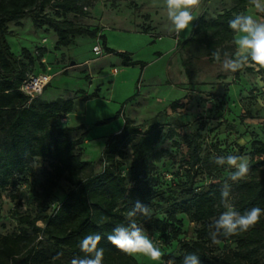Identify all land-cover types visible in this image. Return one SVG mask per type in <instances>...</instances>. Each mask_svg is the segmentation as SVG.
Wrapping results in <instances>:
<instances>
[{
    "label": "trees",
    "instance_id": "16d2710c",
    "mask_svg": "<svg viewBox=\"0 0 264 264\" xmlns=\"http://www.w3.org/2000/svg\"><path fill=\"white\" fill-rule=\"evenodd\" d=\"M95 1L0 0V190H5L21 176L27 180L31 175L30 162L34 158L50 162L44 179L33 190L34 215L19 217L20 223L26 224L30 230L22 228L19 232L0 236V264H70L73 257L84 255L79 248L80 239L85 234L96 232L103 237L100 243V247L105 249L103 264H145L116 249L106 237L113 227L128 222L133 202L140 200L152 206L155 145L171 137L168 133L170 129L165 132L159 122H151L141 128L132 119L123 116L121 129L110 133L105 140L101 153L102 169L85 174L90 162L81 158V144L87 133L84 125L58 127L50 123L74 109V98H58L36 105V97L30 99L20 89L34 59L26 48H22L21 53L27 62L14 55L6 40L7 23L29 16L35 27L51 29L55 33L57 47L71 45L76 35L97 37L101 40L103 54L119 55L123 65L139 64L143 68L145 63L134 59L130 52L108 46L105 35L97 34L96 27L75 24L65 18L67 14L88 15ZM232 2L230 7L214 17L206 18L200 14L189 36L176 41V48L185 50L182 66L189 79L197 71L201 60L216 63L211 55L213 51L220 50L222 56L224 52L235 54L234 34L228 27V21L237 13H245L252 2ZM47 8L53 9L54 14L48 13ZM147 31V28L143 29V32ZM241 71L261 75L264 67L256 69L250 65L230 73L237 81ZM217 77L226 78L222 74ZM95 95L94 91L83 96L87 99ZM180 106L179 99L169 103L172 110ZM120 113L121 110H118L116 116ZM244 116L256 115L247 112ZM251 138L249 173L232 185L231 203L241 213L254 206L264 209V141L254 133H251ZM127 146L131 149V162L128 174H124L121 160ZM186 153L185 179L189 185L195 182L198 167L204 162L208 161L216 172H220L221 167L216 166L213 160H203L195 138L189 139ZM60 179H65L71 187L65 199L49 212L46 201ZM225 180L211 182L205 189L196 192L189 191L187 198L172 203L166 219L149 218L145 221L147 229L170 231L173 238L181 233L178 213L200 224L195 239L182 242L177 255L168 254L161 260L182 264L186 253H196L201 264H264V252L260 251L264 247V216L248 232L231 236L235 242L232 249L220 254H214L210 249L209 225L224 210L220 189ZM38 221L43 225H38ZM57 253L62 255L58 257Z\"/></svg>",
    "mask_w": 264,
    "mask_h": 264
},
{
    "label": "rangeland",
    "instance_id": "374dc122",
    "mask_svg": "<svg viewBox=\"0 0 264 264\" xmlns=\"http://www.w3.org/2000/svg\"><path fill=\"white\" fill-rule=\"evenodd\" d=\"M232 3V0H201L193 15L195 19L200 14L206 18L214 17ZM46 11L54 14L51 8ZM245 13L264 23V12L253 4ZM65 18L75 24L96 27L99 33L102 29L108 46L130 52L134 59L145 63L144 67L123 65L121 57L116 54L102 52L95 55L93 45L102 49L101 40L96 37L76 35L71 45L57 47L55 33L51 29L35 27L29 16L7 23L6 40L10 50L25 62L22 48L33 57L27 75L40 71L50 75L49 83L34 100L36 105L58 98H74V109L50 123L58 127L84 125L87 133L81 144V158L90 162L85 174L102 169L101 153L105 140L110 133L121 129L123 116L141 128L159 122L165 132L170 129L171 137L155 145L150 218L166 219L174 201L185 199L189 191L205 189L211 182L228 179L230 175L231 170L227 167H221L218 173L207 161L198 167L195 182L189 185L185 179L189 139H196L204 161L228 154L248 159L251 133L264 141V73L256 75L241 71L236 81L220 63L201 60L190 79L187 77L181 82L182 74L178 69L186 53L174 47V41L188 37L195 20L177 37L167 17L164 0H96L88 15L67 14ZM145 28L147 33L143 32ZM218 74L226 78H218ZM94 91L97 92L95 96L84 99V94ZM177 99L182 106L172 110L169 103ZM118 110L121 113L116 116ZM247 112L256 116L245 117ZM130 162L131 149L127 146L121 160L124 174H128ZM49 163L34 158L30 162L31 175L27 180L21 176L5 190H0V236L19 232L22 228L30 230L26 224L20 223L19 217L34 215L33 190L44 179ZM70 187L65 179H60L46 201L49 212L65 199ZM176 216L181 221V233L177 238H173L170 231L147 229L145 221L149 218L134 219L145 228L165 256L177 255L182 242L196 238V229L200 226L183 213ZM37 224L43 225L41 221ZM234 246L235 242L229 237L222 238L219 244H210V249L214 254H220ZM260 251L264 252V247ZM134 257L145 264L156 263L144 256Z\"/></svg>",
    "mask_w": 264,
    "mask_h": 264
},
{
    "label": "clouds",
    "instance_id": "9594fccd",
    "mask_svg": "<svg viewBox=\"0 0 264 264\" xmlns=\"http://www.w3.org/2000/svg\"><path fill=\"white\" fill-rule=\"evenodd\" d=\"M251 2L258 10L264 12V3H261V0ZM164 3L167 17L179 37L195 20L193 11L200 6L201 0H164ZM228 27L234 34L235 54L224 52L222 57L220 50H216L211 53L213 59L221 64L224 71L232 73L253 64L264 67V23L257 21L252 15L237 13L228 21ZM213 163L231 170L220 189V202L224 210L209 225L208 235L211 243L219 244L222 237L239 235L255 227L264 216V209L254 206L241 213L231 203L232 183L243 179L250 170L246 157L235 154L220 155L213 158ZM151 215L152 209L149 205L136 200L128 213V222L113 227L106 237L107 241L126 255H140L151 261H161L163 251L145 228L134 219L137 216L150 218ZM102 239L98 232L85 234L79 241L80 251L84 255L73 257L70 264H103L105 249L100 247ZM61 255L62 253H57L58 257ZM168 264L174 262L170 260ZM182 264H201V259L196 253H186Z\"/></svg>",
    "mask_w": 264,
    "mask_h": 264
},
{
    "label": "built area",
    "instance_id": "2783aa9c",
    "mask_svg": "<svg viewBox=\"0 0 264 264\" xmlns=\"http://www.w3.org/2000/svg\"><path fill=\"white\" fill-rule=\"evenodd\" d=\"M92 51L95 55H100L103 50L99 45H93ZM50 75L44 71L28 74L22 81L20 89L29 96L30 99L35 98L42 93L44 87L49 83ZM170 260H161L156 264H168Z\"/></svg>",
    "mask_w": 264,
    "mask_h": 264
},
{
    "label": "crops",
    "instance_id": "0c3cea01",
    "mask_svg": "<svg viewBox=\"0 0 264 264\" xmlns=\"http://www.w3.org/2000/svg\"><path fill=\"white\" fill-rule=\"evenodd\" d=\"M101 31V33H97V34H103L102 33V29L100 30ZM97 38V37H96ZM176 46V43H175V41H174V47ZM158 54H160L159 52H158ZM45 67H46V65H45ZM45 67H44V69H45ZM180 68H181V71H180ZM180 68L178 69V71L179 72H181V78L179 79L181 82H185V80L187 79V76H186V74H185V72H184V68H183V66H180ZM117 71V70H116ZM186 78V79H185ZM96 94H97V92H96ZM84 95H87V94H84ZM88 99V98H87Z\"/></svg>",
    "mask_w": 264,
    "mask_h": 264
}]
</instances>
